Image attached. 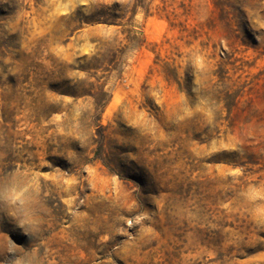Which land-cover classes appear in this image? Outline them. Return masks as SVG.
<instances>
[{
  "label": "rangeland",
  "instance_id": "obj_1",
  "mask_svg": "<svg viewBox=\"0 0 264 264\" xmlns=\"http://www.w3.org/2000/svg\"><path fill=\"white\" fill-rule=\"evenodd\" d=\"M9 1L0 264H264V0Z\"/></svg>",
  "mask_w": 264,
  "mask_h": 264
},
{
  "label": "trees",
  "instance_id": "obj_2",
  "mask_svg": "<svg viewBox=\"0 0 264 264\" xmlns=\"http://www.w3.org/2000/svg\"><path fill=\"white\" fill-rule=\"evenodd\" d=\"M10 3L13 4V3H14L13 0H10V1L8 2V5H9ZM4 9L8 10L9 13H4V12H6V11H4ZM15 10H16V9H14V7H10V8H9L7 5H0V18H1V17H4V16H7V15L10 16V14H12L13 12H15Z\"/></svg>",
  "mask_w": 264,
  "mask_h": 264
}]
</instances>
